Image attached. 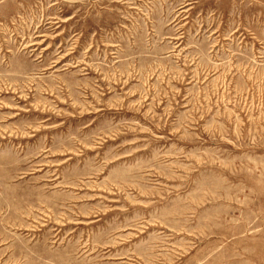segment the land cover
<instances>
[{"label": "rangeland", "instance_id": "rangeland-1", "mask_svg": "<svg viewBox=\"0 0 264 264\" xmlns=\"http://www.w3.org/2000/svg\"><path fill=\"white\" fill-rule=\"evenodd\" d=\"M0 264H264V0H0Z\"/></svg>", "mask_w": 264, "mask_h": 264}, {"label": "bare ground", "instance_id": "bare-ground-1", "mask_svg": "<svg viewBox=\"0 0 264 264\" xmlns=\"http://www.w3.org/2000/svg\"><path fill=\"white\" fill-rule=\"evenodd\" d=\"M35 43H31V45H34Z\"/></svg>", "mask_w": 264, "mask_h": 264}]
</instances>
